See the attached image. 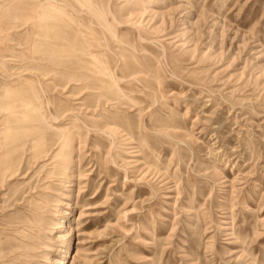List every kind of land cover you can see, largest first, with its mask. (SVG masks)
Masks as SVG:
<instances>
[{"label": "rangeland", "instance_id": "obj_1", "mask_svg": "<svg viewBox=\"0 0 264 264\" xmlns=\"http://www.w3.org/2000/svg\"><path fill=\"white\" fill-rule=\"evenodd\" d=\"M42 1L0 0V264H264V0H93L115 41ZM99 37L118 91L84 89Z\"/></svg>", "mask_w": 264, "mask_h": 264}, {"label": "bare ground", "instance_id": "obj_2", "mask_svg": "<svg viewBox=\"0 0 264 264\" xmlns=\"http://www.w3.org/2000/svg\"><path fill=\"white\" fill-rule=\"evenodd\" d=\"M55 1L54 0H44V2L42 1L40 3V5L38 7L41 8L42 14H40V16L38 18L39 21L43 20L45 16H49L51 13H57L58 15L67 19L68 26L70 27L73 35H79V34L84 35L85 34L84 29H86L89 31V34H88L89 37L95 39L96 38L95 34L98 33L97 28H99V29H101L103 35L105 34L106 36H109L112 40L115 41L116 39L119 38V37L118 38L116 37L117 36L116 23H117V25H120L121 24L120 19L117 18L116 14L111 13L112 11L109 13L108 12L109 9L107 11H105L102 3H101V5H99L100 3L95 4L93 2V0H70L71 2L68 4L69 10H67V7H64L65 5L61 6V5L57 4ZM137 9H139V8H137ZM119 14H120V12H119ZM109 16H111V18H109ZM40 24H38V26L40 25V28L46 27L45 24H42V23H40ZM103 41H104V39L99 37V39L97 38L93 42H91V41L85 42V51H82L83 57L79 60L83 64H87V66L84 67L85 68V74H86L84 76V80L85 81L93 80L92 81L93 84L88 85L84 88L87 91L99 90L100 88L104 87V85H109L115 91L119 90V84L117 82V79L109 69L110 63L108 60L104 59V56H106V54L104 52H98L97 51L99 48L105 47V44L103 43ZM109 43H111V42H109ZM111 48L112 47H110V49ZM101 57H103V59ZM120 58L122 60H124L123 56H121ZM125 63H126V61H125ZM98 100L99 101L105 100L104 104H107L108 102L112 101L111 99H106L105 96H103V95L98 96ZM132 102H135V101L132 100ZM32 109H33L32 110L33 111L32 119L36 123L35 129L38 131L40 130V134H38V137L33 140V143L35 144V146H40V144L45 142V134L43 132L45 129V125L48 124L50 121L49 120L50 117L48 119V117H46V115L43 114L41 100H39L38 104L35 107H32ZM98 109H100V108H98ZM100 111H101V109H100ZM137 112L139 113V111H137ZM140 112H142V110H140ZM54 119H55V117H54ZM104 126H107V125H104ZM68 136H70V135H68ZM73 144H74V138L69 137V138H66L65 140L60 138L53 145V146L59 147V149H60L59 153H57L54 156L50 155V160H54V159L60 160L59 164H58V166L61 168L60 173L64 177V179H67V180L71 177V175L69 174V171L72 170L71 167L73 164V159H72V153H73V148H74ZM7 171H10V170H7ZM19 171H20V169L13 170L8 177H13ZM37 190H38L37 188H33V189L28 190V191H30V192L35 191V193H37L36 192ZM27 193L28 192H26L25 194H27ZM36 195H39V194H36ZM34 198H35L34 196H31V199H34ZM41 203H42V206H40L39 209H46L47 206H49L45 201H43ZM44 228H48V227H44ZM46 239H48V238H46ZM42 241L44 242V240H42ZM34 244H36V243H34ZM45 247L48 248L47 246H45ZM72 254H74L72 257L74 263H76L81 258L83 259L84 262H88V257L85 256L83 253H81V251L78 250ZM64 255L67 256L68 253L66 252V253H64ZM41 256H43V255H41ZM43 259L48 261L50 259V255L45 254L43 256ZM62 262L60 264H64ZM35 264H37V263H35Z\"/></svg>", "mask_w": 264, "mask_h": 264}]
</instances>
